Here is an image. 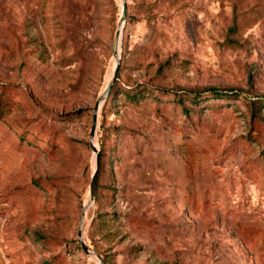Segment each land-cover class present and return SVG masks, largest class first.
Masks as SVG:
<instances>
[{"label":"rangeland","instance_id":"1","mask_svg":"<svg viewBox=\"0 0 264 264\" xmlns=\"http://www.w3.org/2000/svg\"><path fill=\"white\" fill-rule=\"evenodd\" d=\"M126 1L123 90L96 133L112 190L84 240L109 264H264V108L251 107L264 0ZM121 12V0H0V264H100L78 228ZM211 87L242 97L187 114L173 101Z\"/></svg>","mask_w":264,"mask_h":264},{"label":"water","instance_id":"2","mask_svg":"<svg viewBox=\"0 0 264 264\" xmlns=\"http://www.w3.org/2000/svg\"><path fill=\"white\" fill-rule=\"evenodd\" d=\"M122 2V12L118 21L117 30L114 37L113 42V57L116 62V66L113 72V76L111 80L106 85L105 89L103 90L102 94L100 95L98 102L96 103L95 107L93 108V119H92V126L90 131V139H91V149L94 153V159H95V169L91 176V182L89 185V193L87 202L83 207L82 211V217L80 220L79 228H78V240L80 242L81 248L87 255H95L100 264H105L103 258L97 254L95 251H93L90 246L86 243V241L83 239V228L84 223L86 219V213L89 209V207L94 204L96 199V190H97V184H98V176H99V169H100V149L98 148L96 144V133H97V127H98V119H99V112L101 105L105 103L107 100L109 93L111 91V88L114 86L116 81L119 79V70L121 65V45H122V34L124 29V24L127 17V1L121 0Z\"/></svg>","mask_w":264,"mask_h":264},{"label":"trees","instance_id":"3","mask_svg":"<svg viewBox=\"0 0 264 264\" xmlns=\"http://www.w3.org/2000/svg\"><path fill=\"white\" fill-rule=\"evenodd\" d=\"M129 8L127 6V12ZM119 77V76H118ZM123 90V88L117 83L114 84V86L111 88V91L109 93V98H114L117 93H119ZM209 94L204 95L202 93H188V94H182V93H175L174 94V99L173 101L177 103V105L181 108L182 112L184 114L189 113V111L195 112L197 109H200V106L202 105L203 101L206 102V104H210L211 102H208L210 100H221V99H226V100H233L237 99L239 97H242V90H233V89H218L211 87L208 89ZM137 93V92H136ZM133 94V96H137V94ZM189 102V105H187L186 102ZM6 102H3L2 96H0V114L2 113V109ZM251 107L253 110L260 111L261 108H264V96L257 98L256 100H252L251 102ZM105 131V129H102V132ZM100 143V169H99V176H98V184H97V190H96V203H99L101 201V193L103 197V193L105 190H112V186L110 184H105L103 182V176L105 174V168L103 164V158L105 157V150H104V141L100 138L99 139ZM103 191V192H102ZM105 214L99 213L96 218L99 220L100 224L104 223L105 220L101 219L103 218ZM105 264H109V261L106 258H103Z\"/></svg>","mask_w":264,"mask_h":264},{"label":"bare ground","instance_id":"4","mask_svg":"<svg viewBox=\"0 0 264 264\" xmlns=\"http://www.w3.org/2000/svg\"><path fill=\"white\" fill-rule=\"evenodd\" d=\"M84 239V238H83ZM91 256H94V257H96L95 255H91ZM98 260V259H97Z\"/></svg>","mask_w":264,"mask_h":264}]
</instances>
